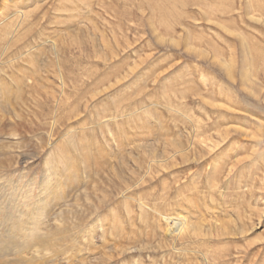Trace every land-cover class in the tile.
I'll return each mask as SVG.
<instances>
[{"label": "rangeland", "instance_id": "rangeland-1", "mask_svg": "<svg viewBox=\"0 0 264 264\" xmlns=\"http://www.w3.org/2000/svg\"><path fill=\"white\" fill-rule=\"evenodd\" d=\"M0 54V264H264V0H0Z\"/></svg>", "mask_w": 264, "mask_h": 264}, {"label": "bare ground", "instance_id": "bare-ground-1", "mask_svg": "<svg viewBox=\"0 0 264 264\" xmlns=\"http://www.w3.org/2000/svg\"><path fill=\"white\" fill-rule=\"evenodd\" d=\"M6 3H7V2H6ZM8 5H9V4H8ZM14 5H15V1H14ZM9 6H10V5H9ZM3 7H4V6H3ZM6 7H7V6H6ZM14 8H15V6H14ZM9 9H10V8H9ZM21 10H22V9H21ZM3 11H4V10H3ZM23 13H24V12H23ZM13 15H14V14H13ZM11 17H12V14H11ZM23 17H24V16H23ZM32 17H33V16H32ZM55 18H56V17H55ZM14 19L17 20L16 17H15ZM21 19H22V18H21ZM21 19H20V20H21ZM56 19H57V18H56ZM18 20H19V19H18ZM2 21H3V20H2ZM25 21H26V20H25ZM3 22H4V21H3ZM23 23H24V22H23ZM30 23H31V22H30ZM19 24H20V23H19ZM19 24H18V26H20ZM12 25H13V24H12ZM13 26H14V25H13ZM21 29H22V28H21ZM6 31H7V30H6ZM22 31H23V30H22ZM8 33H9V31H8ZM11 33H12V32H11ZM13 33H14V32H13ZM10 35H11V34H10ZM10 35H9V36H10ZM7 36H8V35H7ZM7 36H6V37H7ZM2 39H3V38H2ZM6 40H7V39H6ZM23 44H24V43H23ZM29 44H30V43H29ZM38 46H39V45H38ZM26 47H27V46H26ZM52 47H53V46H52ZM25 49H26V48H25ZM193 49H194V48H193ZM17 50H18V49H17ZM26 51H27V50H26ZM1 52H2V51H1ZM41 52H43V51H41ZM54 52H55V51H54ZM20 54H21V53H20ZM25 54H26V53H25ZM0 55H1V54H0ZM2 55H4V54H2ZM6 55H7V53H6ZM10 55H11V54H10ZM18 55H19V53H18ZM18 55H17V56H18ZM13 56H15V55H13ZM13 56H12V57H13ZM0 57H1V56H0ZM6 57H7V56H5V58H6ZM12 57H11V58H12ZM3 58H4V57H3ZM3 58H2V59H3ZM7 58H8V57H7ZM0 59H1V58H0ZM16 59H17V58H16ZM4 60H5V59H4ZM56 60H57V59H56ZM1 62H4V61H1ZM12 62H13V61H12ZM9 63H10V62H9ZM5 66H6V65H5ZM58 68H59V67H58ZM0 69H1V68H0ZM15 69H16V68H15ZM1 70H2V69H1ZM1 70H0V71H1ZM38 70H39V69H38ZM59 72H60V71H59ZM22 73H23V72H22ZM16 74H17V73H16ZM35 76H36V75H35ZM12 78H13V77H12ZM20 80H21V79H20ZM71 81H72V80H71ZM39 84H40V83H39ZM28 86H29V85H28ZM62 91H63V90H62ZM36 93H37V92H36ZM61 94H62V93H61ZM19 97H20V96H19ZM20 99L22 100V98H20ZM20 99H19V100H20ZM62 99H63V98H62ZM36 101H37V100H36ZM54 101H55V100H54ZM16 102H17V101H16ZM45 104H46V103H45ZM7 107H8V106H7ZM46 107H47V106H46ZM49 107H50V106H49ZM12 108H13V107H12ZM56 108H57V107H56ZM14 109H16V108H14ZM42 110H43V109H42ZM51 111H52V110H50V112H51ZM28 112H29V111H28ZM36 112H37V111H36ZM52 112H53V111H52ZM54 112H55V111H54ZM49 114H50V113H49ZM55 114H56V113H55ZM124 114H125V113H124ZM107 116H108V115H107ZM113 117H114V116H113ZM51 119H52V118H51ZM104 119H105V118H104ZM107 119H108V118H107ZM54 121H55V120H53V122H54ZM105 121H106V120H105ZM115 121H116V120L114 119V122H115ZM53 122H52V123H53ZM55 122H56V121H55ZM102 123H103V122H102ZM104 123H105V122H104ZM105 124H106V123H105ZM106 127H107V126H106ZM51 128H53V126H52ZM69 128H70V127H69ZM69 128H68V129H69ZM107 128H108V127H107ZM68 129H67V130H68ZM248 130H249V129H248ZM52 131H53V130H52ZM66 132H67V131H66ZM73 133H74V132H73ZM67 134H68V133H67ZM69 135H70V134H69ZM71 136H72V134L70 135V137H71ZM70 137H69V139H70ZM62 138H63V136H62ZM62 138H61V139H62ZM66 138H67V137H66ZM61 139H60V140H61ZM63 140H64V139H63ZM66 141H67V140H66ZM71 143H72V142H71ZM97 144H98V143H97ZM61 146H62V145H61ZM99 147H100V146H99ZM50 162H51V159H50ZM65 162H66V161H65ZM73 162H74V160H73ZM46 163H47V162H46ZM51 163H52V162H51ZM66 163H67L68 165L71 164V163H69V162H66ZM159 163H160V162H159ZM1 164H3V163H1ZM48 164H49V161H48ZM61 164H62V163H61ZM46 168H47V167H46ZM51 169H52V168H51ZM57 169H58V167H57ZM48 170H49V169H48ZM68 170H69V169H68ZM80 170H81V169H80ZM214 170H215V168H214ZM49 171H51V170H49ZM52 172H53V171H52ZM52 172H51V173H52ZM55 172H56V171H55ZM68 172H69V171H68ZM73 172H74V171H73ZM2 173H3V172H2ZM71 173H72V171H71ZM0 174H1V173H0ZM52 174H53V173H52ZM54 174H55V173H54ZM72 174H73V175L75 174V176H76V174H77V170H76V173H72ZM6 176H7V175H6ZM4 177H5V176H4ZM47 177H48V176H47ZM50 177L52 178V176H50ZM68 177H69V176H68ZM6 178H7V177H6ZM51 178H50V179H51ZM66 178H67V175H66ZM67 179H68V178H67ZM72 179H73V177H72ZM7 180H8V179H7ZM52 180H53V179H52ZM2 181H3V180H2ZM2 181H0V182H2ZM29 181H30V180H29ZM44 181H45V179H44ZM70 181L72 182V180H70ZM32 182H33V181H32ZM71 182H70L69 184H71ZM72 183H73V182H72ZM6 184H7V182H6ZM48 184H49V182H48ZM50 184H51V183H50ZM73 184H74V183H73ZM76 184H77V183H76ZM38 185H40V184H38ZM43 187H44V186L42 185V188H43ZM30 188H31V187H30ZM39 188H40V187H39ZM44 188H45V187H44ZM45 189H46V188H45ZM30 190H31V189H30ZM46 190H47V189H46ZM2 191L6 192L5 184L3 185ZM41 191H42V190H41ZM48 191H50V190H48ZM51 191H52V189H51ZM36 192H38V191H36ZM6 194H7V193H6ZM33 194H34V193H33ZM35 194H36V193H35ZM39 194H40V193H39ZM39 194H37V196H38ZM50 194H51V193H50ZM53 194H54V192H53ZM56 194H57V193H56ZM31 196H32V195H31ZM45 196H46V195H45ZM45 196H44V197H45ZM52 196H53V195H51V197H52ZM123 196H124V195H123ZM34 197H36V196H34ZM38 197H39V196H38ZM42 197H43V195H42ZM44 197H43V198H44ZM54 197H56L55 194H54ZM16 198H17V197H16ZM36 198H37V197H36ZM52 198H53V197H52ZM26 199H27V198H26ZM42 200H43V199L41 198L40 201H42ZM48 200H49V199H48ZM51 200H52V199H50L49 202H50ZM33 201H34V200H33ZM6 202H7V201H6ZM12 202H13V201H12ZM20 202H22V201L20 200ZM24 202H25V201H24ZM35 202H36V201H35ZM38 202H39V201H38ZM44 202H45V201H44ZM14 203H15V202H14ZM22 203H23V202H22ZM36 204H37V203H36ZM13 205H15V204H13ZM19 205H20V203H19ZM29 205H30V204H29ZM31 205H32V204H31ZM33 205H34V204H33ZM33 205H32V206H33ZM39 205H40V202H39ZM4 206H5V205H4ZM24 206H25V204H23V207H24ZM1 207H2V206H1ZM17 207H18V204H17ZM17 207H16V208H17ZM34 207H35V209H36V206H33V208H34ZM42 207H43V206H42ZM2 208H3V207H2ZM17 209H18V208H17ZM20 209H21V207H20ZM22 209H23V208H22ZM24 209H25V208H24ZM30 209H32V208H30ZM40 209H41V207H40ZM9 210H10V209H9ZM9 210H8V211H9ZM38 210H39V208H38ZM20 211H21V214H22V213H23L22 210H20ZM20 211L17 210V213L20 212ZM24 211H25V210H24ZM26 211H27V210H26ZM26 211H25V215L28 214V213L26 214ZM29 211H30V210H29ZM36 211H37V210H36ZM5 212H6V211H5ZM14 212H15V211H14ZM27 212H28V211H27ZM15 213H16V212H15ZM29 213H30V212H29ZM49 213H50V212H49ZM18 214H19V213H18ZM30 214H32V212H31ZM30 214H28V215L30 216ZM37 214H38V215H36L35 217H29V216L27 215V218H28V217H29V219H30V218H33V219L31 220V221H33V225H32V227L28 228V229H29L28 231H29V234H30L31 236H33V235L36 236V235H37L36 237H39L37 233H38L39 228H40V220H41V218H42V216H43V214H44V210L41 209V210L37 211ZM14 215H16V214H14ZM23 215H24V213H23ZM23 215H21V216H23ZM44 215H45V214H44ZM16 216H18V215H16ZM21 216H20V217H21ZM31 216H32V215H31ZM3 217H4V216H3ZM5 217H6V216H5ZM9 217H10V216H9ZM9 217H8V218H9ZM27 218L25 219V221L27 220ZM5 219H7V218H5ZM18 219H19V218H18ZM13 220H14V219H13ZM16 220H17V219H16ZM2 221H3V219H2ZM8 222H9V221H8ZM12 222H13V221H12ZM16 223H17V224H16ZM16 223L13 225L12 228H14V230H15V228H17V229H19L20 231H22V232L19 231L20 233H22L23 235H27V232H26V230H25V229H27V228L24 227L25 225L23 226L24 223L21 222V220H19V222H16ZM31 223H32V222H31ZM222 224H223V223H222ZM8 226H9V224H8ZM29 226H30V225H29ZM3 227H4V226H3ZM1 229H2V228H1ZM10 229H11V228H10ZM2 231H3V230H2ZM40 232H41V231H40ZM242 232H243V231H242ZM7 235H8V234H7ZM45 235H46V234H45ZM45 235H44V236H45ZM16 236H18V234H17ZM41 236H42V235H41ZM44 236H43V237H44ZM23 237H26V236H23ZM43 237H42V238H43ZM46 237H47V236H46ZM46 237H44V238H46ZM8 239H9V237H8ZM11 239H12V238H11ZM25 239H27V238H25ZM29 239H30V238H29ZM9 240H10V239H9ZM26 241H27V240H26ZM7 242H8V241H7ZM20 242H21V241H20ZM40 242H41V241H40ZM42 242H44V241L42 240ZM26 243H27V242H26ZM30 243H31V242H30ZM39 244H40V243H39ZM51 244H52V243H51ZM18 245H19V244H18ZM27 245H28V244H27ZM37 245H38V244H37ZM40 245H41V244H40ZM42 245H43V244H42ZM8 246H9V245H8ZM8 246H7V247H8ZM33 246H34V245H33ZM43 246H44V245H43ZM18 247H19V246H18ZM30 247H31V246H30ZM38 247H39V246H38ZM38 247H37V248H38ZM40 247H41V246H40ZM44 247H45V246H44ZM44 247H41V248L44 249ZM14 248H15V247H14ZM14 248H13V249H14ZM19 248H20V247H19ZM21 248H22V247H21ZM21 248H20V249H21ZM45 248H47V247H45ZM16 249H17V248H16ZM35 249H36V246H35ZM38 249H40V248H38ZM38 249H36V250L38 251ZM48 249H49V248H48ZM57 249H58V248H57ZM27 250H29V249H27ZM31 250L33 251V248H32ZM31 250H29V251H31ZM4 251H5V250H4ZM40 251H41V250H40ZM46 251H47V250H46ZM57 251H58V250H57ZM1 252H3V251H1ZM1 252H0V253H1ZM7 252H8V251H7ZM16 252H17V251H16ZM22 253H23L22 255L24 256V252H22ZM36 253H37V252H36ZM1 254H8V253H1ZM17 254H18V253H17ZM30 254H31V253H30ZM47 254H48V253H47ZM50 254H51V253H50ZM15 255H16V254H15ZM33 255H34V254H33ZM33 255H31V256H33ZM37 255H38V254H37ZM37 255H36V257L39 256V255H38V256H37ZM55 255H56V254H55ZM29 256H30V255H29ZM43 256H44V255H43ZM47 256H48V259H49V256H50V255H47ZM3 257H4V256H3ZM8 257H9V256H8ZM17 257H18V256H17ZM17 257H16V258H17ZM19 257L21 258V256H19ZM24 257H25V256H24ZM45 257H46V256H45ZM4 258H5V257H4ZM20 258H19V259H20ZM27 258H28V257H27ZM34 258H35V257H34ZM43 258H44V257H43ZM46 258H47V257H46ZM51 258H52V257H51ZM54 258H55V257H54ZM10 259H12V258L10 257ZM36 259H37V258H36ZM41 259H42V258H41ZM41 259L39 258V260H41ZM52 259H53V258H52ZM16 260H17V259H16ZM14 261H15V260H14ZM18 261H19V260H17L16 262H17V263H20V262H18ZM21 261H22V260H21ZM27 261H28V259H27ZM29 261H30V260H29ZM8 262H9V261H8ZM22 262H23V261H22ZM33 262H34V261H33ZM36 262H37V261H36ZM36 262H35V263H36ZM50 262H51V261H50ZM6 263H7V261H6ZM30 263H31V262H30ZM10 264H11V262H10ZM12 264H13V263H12ZM20 264H21V263H20ZM22 264H23V263H22ZM24 264H25V260H24ZM27 264H28V263H27ZM33 264H34V263H33ZM37 264H38V263H37ZM51 264H52V263H51Z\"/></svg>", "mask_w": 264, "mask_h": 264}]
</instances>
